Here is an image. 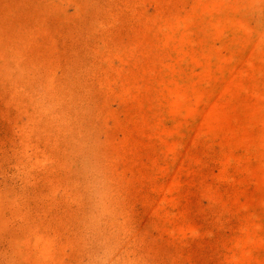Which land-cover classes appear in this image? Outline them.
Returning <instances> with one entry per match:
<instances>
[{
    "label": "rangeland",
    "instance_id": "obj_1",
    "mask_svg": "<svg viewBox=\"0 0 264 264\" xmlns=\"http://www.w3.org/2000/svg\"><path fill=\"white\" fill-rule=\"evenodd\" d=\"M0 264H264V0H0Z\"/></svg>",
    "mask_w": 264,
    "mask_h": 264
}]
</instances>
